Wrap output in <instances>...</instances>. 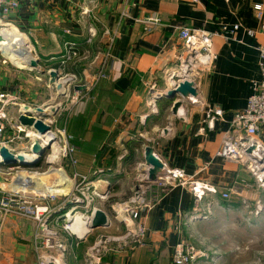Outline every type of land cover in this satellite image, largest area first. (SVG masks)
<instances>
[{"label":"crops","instance_id":"1","mask_svg":"<svg viewBox=\"0 0 264 264\" xmlns=\"http://www.w3.org/2000/svg\"><path fill=\"white\" fill-rule=\"evenodd\" d=\"M96 1L97 6L92 7L90 0H22L18 9L2 21L25 38L32 53L34 49L39 67L49 70L58 67L64 41L87 46L89 26L97 32L92 51L106 46L105 29L114 35L108 77L83 93L85 98L70 105L64 116L77 161L75 167L66 165L67 169L88 177L95 170H125L131 166L125 162L127 154L136 158L137 168L144 161V148L149 146L166 166L182 169L194 181L216 190L199 202H195L188 186L176 185L160 193L142 215L145 241L114 245L102 264H172V251L179 242L193 243L198 250L212 241L203 234L206 228L210 236L225 234L230 248H240L242 264H264V189L258 187L245 166L215 156L232 113L246 107L253 92L252 82L260 78L258 50L264 47V0ZM257 5L259 12L254 8ZM85 7L96 20L82 16ZM123 10L129 19L120 17ZM147 18H156L159 24L148 29L137 22ZM234 25L239 28L232 32ZM183 27L213 33L217 59L195 88L203 106L189 103L181 114L174 115L171 109L178 96H165L169 90L166 73L178 65L177 57L182 52L178 31ZM5 58L21 70L27 67L12 57ZM64 72L80 75L81 70L70 66ZM32 80L9 68L0 57V94L9 100L2 109L8 116H17L9 113V106L19 109L27 105ZM214 107L226 115L209 131L204 111ZM53 170L63 173L50 167L37 175L49 174L48 183L53 186L59 181ZM65 181L69 186L66 193L41 188H34V192L67 195L73 181L66 176ZM151 189L155 191V186ZM257 206L262 208L256 211ZM95 207L100 209V204ZM35 232L32 221L7 217L0 229V264H34ZM118 232L115 228L109 234ZM89 236L81 242L66 243V264H83L84 253L95 240L87 245ZM81 245L85 250H79Z\"/></svg>","mask_w":264,"mask_h":264},{"label":"built area","instance_id":"2","mask_svg":"<svg viewBox=\"0 0 264 264\" xmlns=\"http://www.w3.org/2000/svg\"><path fill=\"white\" fill-rule=\"evenodd\" d=\"M21 1L0 0V27L4 26L2 23L3 19L18 9ZM193 1L197 2V0ZM90 2L92 7L97 6L96 0H90ZM254 8L257 12L260 11V6L257 5ZM81 14L84 17L87 16L96 20L90 8H83ZM120 17L125 19L130 18L128 12L124 10L121 12ZM137 22L144 24L148 29L159 24V20L156 18L137 20ZM238 28V25H234L231 31L235 32ZM261 28L264 29V26ZM87 34V46L85 48L79 46L75 41H64V50L59 57L58 67L48 70L56 71L59 78L67 81L66 92L63 97L68 98L71 105H75L85 98L86 94L83 93L90 92L98 82L108 77L107 73L112 59L110 48L115 39L114 35L111 31L105 29L103 35L107 40L106 46L103 49L92 51L97 36L96 29L89 26ZM248 34L253 35V32L248 31ZM178 36L181 40L182 52L177 57V67L166 73L168 89L174 90L185 81L193 83L194 88H196L199 86L202 77L211 71L217 59L213 47L214 34L202 29L183 27L179 29ZM258 51L260 78L258 81L252 82L253 92L247 100L246 107L241 111L232 113L230 125L221 138V144L215 152V156L225 161L245 166L258 187L264 189V140L262 139L264 128V47H259ZM70 66L74 68L82 67L80 75L73 72H64ZM76 86H83L84 91L74 90ZM178 100L182 101L181 110L183 111V107L189 103L191 105L203 106V102L197 94L196 96H189L188 101L177 98L176 101ZM8 102V97L0 94V148L5 147L11 153L15 150L11 148L12 145L30 138V144L26 149L30 153L34 144L32 135L36 132L31 128H25L19 124L18 117L21 114L20 111H18L17 116L14 118L4 112L2 108ZM57 105L60 109L61 103ZM178 114H181L180 111H178ZM225 115L226 113L218 107L205 110L204 123L207 130H214L215 124L223 122ZM37 118L49 126L47 133L52 132L54 135L53 141L59 145V154L54 162L59 163L60 161L67 160L70 166L75 167L77 164L74 158L75 148L71 144L73 137L66 130L65 120H63L64 125L62 128L53 129V120ZM39 144L41 146V140H39ZM48 151L50 152V149ZM48 155L46 158H48ZM153 155L162 164L161 172L156 176V179L148 181L146 174L139 173L138 181L142 182V185L134 186L131 196L126 201L111 206L114 213L113 219L124 226L125 234L122 236H97L92 245L86 249L83 264H102L103 257L112 250L114 245L123 247L131 243L142 244L146 239V227L142 215L148 209L149 202L154 201L160 193L166 191L168 188L176 185L182 187L188 186L195 202L201 201L207 195L216 194L214 187L194 181L182 169L170 168L155 153ZM1 158L0 156V176L6 177L5 182L8 184V189L4 190L0 187V229L5 219L9 216L32 221L36 226L33 239L34 264H66L68 247L66 243L70 240L74 242L84 241L90 234L89 231L82 235L81 238L74 234L69 229L71 223L68 222L67 214L80 207L84 210V214L87 215L84 220L90 225L93 219L91 210H100L91 205H93L95 198L100 199L101 195H103L101 192L103 190H100V192L94 191L93 195L96 197L89 196L87 194V179L75 172L73 173V187L67 195L44 196L33 191H26L25 189H14L11 187L12 180L10 182L7 179L13 176L15 180L19 171L24 170L25 167L18 163L5 164L1 161ZM46 162H48V159H46ZM54 162L52 161L50 164ZM142 164L143 162L137 165L138 171ZM4 169L6 172L3 171ZM147 170L148 168H146ZM16 182L20 184L19 180H16ZM151 186H155V191L151 192L150 198L146 199L145 195ZM27 192H30V194ZM70 194H72L73 198L66 199L60 205L56 204V198L67 197ZM101 198L104 200L103 196ZM69 204H72V206L67 209V205ZM89 207L92 208L89 209ZM261 208L262 206H257L256 211ZM119 211L122 212L120 213ZM121 215L123 218H121ZM107 218L109 221L108 216ZM110 223L111 221H109V226ZM59 231L70 235V238H63ZM203 256L204 254L196 250L194 246L179 242L172 251L171 262L172 264H192Z\"/></svg>","mask_w":264,"mask_h":264},{"label":"rangeland","instance_id":"3","mask_svg":"<svg viewBox=\"0 0 264 264\" xmlns=\"http://www.w3.org/2000/svg\"><path fill=\"white\" fill-rule=\"evenodd\" d=\"M6 25H4L3 27H5ZM2 27H0L1 29ZM8 29H11V27H9ZM15 34H17L15 32ZM20 36V35H18ZM29 41V40H28ZM30 43V42H29ZM31 45V44H30ZM32 46V45H31ZM1 49V53H0V57L1 59L3 58L5 62H7V65L9 66V68L14 69L15 71L18 72H22L28 79L34 81V86H30V89L28 88V93L27 95L31 94V98L30 100L27 102V106L35 109V108H48V107H57V111L56 113L51 116L52 114H50V116H45L43 118L45 119H51L53 120V129L57 128L60 129L63 127L64 125V116L66 115V113L68 112V109L70 108V102L68 98H64L62 96H57V90L55 89V87H50L49 86V76H48V68L45 66H41L39 67V71H43L42 73L37 72V70H21L17 67H15L10 61H8L5 57H12L13 59L17 60V57L11 55V53H9L6 50V47L4 48H0ZM33 54L35 56V58H37L34 49H33ZM3 55V56H2ZM77 70H81V67H78ZM36 77V78H35ZM72 92V90H71ZM22 94V93H21ZM26 95V94H25ZM58 103H61V110L58 108ZM9 113L12 114L13 116H16V113L18 114V109L16 106H9ZM11 115V116H12ZM14 118V117H12ZM37 134V133H35ZM34 135H32L33 137ZM34 138V137H33ZM19 145H14L15 149H17L15 151V154H19L21 152H25L28 153V151L26 150L28 145L30 144V138H26L24 139L21 143H18ZM74 147V146H73ZM50 149V148H49ZM49 149H46L44 151V153L40 156V158L38 159V161L34 164V165H30V166H23L25 167L24 170L25 171H29V172H39V173H43L46 172L48 170L49 167H53V168H62V170L64 171L66 177L70 180H73V173H71L66 165H68L67 160H63L60 161L59 163H51L48 164V162H46V156L51 154V150L50 152L48 151ZM32 153V152H31ZM75 153V150H74ZM48 155V156H49ZM127 159V164H130L131 166H127L125 168V170H109V171H103V170H95V171H91V176H84L87 180V184H88V191L87 194L91 197H96L95 195H93L94 191H101L103 193V195H101V197H104V200H102V198L100 197V199L95 198L93 205H91L92 207H95V205L98 203L100 204V210L104 211L107 216L109 217V221H111L110 226L108 227H102V228H97V229H92L89 230L90 231V238L88 239V244L90 245L93 241L94 238H96L97 236H101V235H113V234H109V231H114L115 228L119 229V232L116 233V236H122L125 234V229L123 225H120V223L115 222L113 219L114 213L112 212L111 206L114 204H120L123 203L124 201H126L132 194V189L134 186H140L142 185V182L138 181V174L140 173V171L137 170L136 168V158H132V154H127L125 157V160ZM129 159V160H128ZM67 163V164H66ZM136 168V169H135ZM5 171V169L3 170ZM6 172V171H5ZM11 172V171H10ZM62 173V172H61ZM63 174V173H62ZM104 174V175H102ZM64 175V174H63ZM64 175V176H65ZM103 176H106L105 179ZM107 176H109L107 178ZM13 176H10L7 180H9L11 182V184L14 186L15 185H19L14 178H12ZM111 179V182H107L105 180L107 179ZM0 180L4 183L6 180L5 176H0ZM117 181V182H115ZM6 183V182H5ZM4 183V184H5ZM105 183H107L105 185ZM110 183V184H108ZM43 185V183H41ZM39 184L38 186H35L34 188L37 189H44L45 188L42 187V185ZM11 185V186H12ZM41 186V187H39ZM69 188V186H67ZM65 187L64 189L57 191L58 193H66L68 191V188ZM73 187V186H72ZM71 187V189H72ZM2 188V187H1ZM152 186L148 189L145 197L146 199L150 198L151 196V192H152ZM8 189V188H7ZM36 189H26V191H35ZM118 192V194H117ZM28 194H30V192H27ZM54 193V192H51ZM56 193V192H55ZM73 198L72 194H70L67 197H60V198H56V204L60 205L62 204L66 199H71ZM92 207H89V209H91ZM77 208V207H75ZM96 208V207H95ZM74 213L76 212H82L83 214L85 213L84 210L82 208H78L75 209L73 211ZM112 226V230H110V227ZM223 229L225 228L224 226L222 227ZM221 228V229H222ZM88 231V232H89ZM60 235L63 238H70V235L59 231ZM205 234V236L207 238L211 237L212 241H206L205 246H203L204 248H198V250H201V252L204 254V256L195 261L192 264H242L241 263V249H236V248H230V245H227L225 242V234L223 233H218V234H213L212 236L209 235V232L206 231L203 233ZM193 245V243L191 244ZM194 246V245H193ZM85 245H81L79 250H85ZM234 256V260H232L233 256ZM250 259V258H249Z\"/></svg>","mask_w":264,"mask_h":264},{"label":"bare ground","instance_id":"4","mask_svg":"<svg viewBox=\"0 0 264 264\" xmlns=\"http://www.w3.org/2000/svg\"><path fill=\"white\" fill-rule=\"evenodd\" d=\"M11 26L6 25L5 27L2 26V28L0 29V47L4 48L6 47V50L11 53V55L17 57V60L20 64L27 66L25 69L27 70H31L29 68V62L33 59H36L34 54L32 53L31 48L28 46L27 41L25 40V38H22L20 36H18L17 34H15V32L11 29H8ZM49 72V71H48ZM66 82L64 79L59 78L58 80L55 81V89L57 90V96L60 94H63L66 92ZM61 87V88H56V86ZM57 109V107H48V108H42L43 113L50 116V114H54V111ZM181 110V108L179 109V111ZM18 111H20L21 113H32L33 115H35L34 117L36 119L37 118V113L36 112V108L33 109L29 106H21L19 107ZM33 142H38L39 140H41V147L43 149H45L46 147H48V149L50 148L51 150V154L48 156L47 159H49V162H52L54 160L57 159L58 154H59V145L57 143H55L53 141V137L54 135L52 134V132L46 133L45 135H39V134H34L33 136ZM28 151V150H27ZM32 152V151H31ZM25 153V152H21L19 154H15V152H11V154L16 157L17 155H20L23 159V162L25 164L28 165H34L39 157L37 154L34 153ZM1 161H3V159L1 158ZM48 162V163H49ZM140 168L146 169V166L143 164ZM139 168V169H140ZM51 172V170H49V173ZM53 175H55V177H58V182L53 185L50 186L48 183V179H49V174H45V175H37V173L34 172H29V171H24V170H20L19 173L17 174V180H19V185H12L11 187L14 189H21V190H30V189H34L35 186H38L39 184L43 183L42 187H44L48 192L49 191H60L62 189H64L65 187H67V183L65 181V176L57 171V170H53ZM264 175V173H263ZM13 178V177H12ZM70 184V183H69ZM0 187H2L3 189H7L8 185L4 184L1 180H0ZM41 187V186H39ZM68 188V187H67ZM34 192V191H33ZM36 193V192H35ZM58 193H52L51 195H55L57 196ZM47 196V195H44ZM93 210V209H92ZM91 215H94L95 211H92ZM120 213L122 211H119ZM67 219L68 222L71 223V226L69 227V229L76 234L78 237H82V235H84L85 233H87L90 229H89V223L87 221H85L84 219H86L87 215L83 214L82 212H76L74 213L73 210L71 212H68L67 214ZM121 218H123V216L121 215Z\"/></svg>","mask_w":264,"mask_h":264},{"label":"water","instance_id":"5","mask_svg":"<svg viewBox=\"0 0 264 264\" xmlns=\"http://www.w3.org/2000/svg\"><path fill=\"white\" fill-rule=\"evenodd\" d=\"M28 65L31 70H37V72L39 73L43 72V71H39L38 59H34V60L32 59ZM48 76H49V86L54 87L55 81L59 79V75L56 73V71L51 70L48 72ZM56 88H61V87H59L58 85L56 86ZM74 90L84 91V87L76 86L74 87ZM196 94L197 92H196V89L194 88L193 83L185 81L182 84H180L178 88L174 90H168L165 93V96H167V98L169 99H174L175 96H178L180 100L188 101L189 96H196ZM64 95L65 93L60 94L58 96L63 97ZM175 100H174V103L171 109L172 114L174 115L178 114L179 109L182 107V101H179V100L175 101ZM56 111L57 109L54 111V114L56 113ZM35 113H37L36 116L40 118L48 116L43 113L42 108H36ZM34 116L35 115H33L30 112L21 113L18 117V122L22 127L31 128L37 134L42 135V136L45 135L49 131V126L46 125L41 119H36ZM46 149H48V147L43 149L38 142H34L31 151L32 153L37 154L38 157L40 158V156L44 153ZM153 153L154 152L151 147L146 146L144 148L143 164L146 166V168H148V170L146 171V169H143V168L139 169L140 173L147 175L148 181L155 180L156 176L161 172V169H162V164L154 157ZM0 156L2 157L3 162L5 164L18 163L19 165H23V166L28 165L23 162V159L20 155H17L16 157H14L5 147L0 148ZM71 206L72 204L67 205V209L70 208ZM108 226H109V221H108L106 213L102 210L95 211L93 215V219L91 220V223L89 225V229L92 230V229L108 227Z\"/></svg>","mask_w":264,"mask_h":264}]
</instances>
